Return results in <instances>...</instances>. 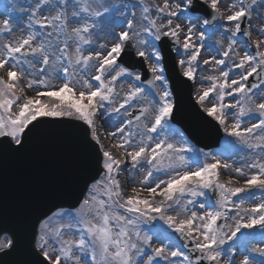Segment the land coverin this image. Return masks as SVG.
<instances>
[{"label":"snow or ice","instance_id":"6c2138e0","mask_svg":"<svg viewBox=\"0 0 264 264\" xmlns=\"http://www.w3.org/2000/svg\"><path fill=\"white\" fill-rule=\"evenodd\" d=\"M38 143L76 188L0 208V264H264V0L3 3L0 159Z\"/></svg>","mask_w":264,"mask_h":264},{"label":"water","instance_id":"95a60500","mask_svg":"<svg viewBox=\"0 0 264 264\" xmlns=\"http://www.w3.org/2000/svg\"><path fill=\"white\" fill-rule=\"evenodd\" d=\"M193 105L191 97L185 94L184 107L176 124L187 135L194 133L189 138L197 146L204 149H207L206 144L216 147L219 141L215 129L200 119ZM73 170L74 159L70 150L55 143H38L33 154L25 159H0V208L15 212L24 199L39 200L42 205L58 203L60 197L57 193L70 184L76 188ZM60 206L66 208L68 203Z\"/></svg>","mask_w":264,"mask_h":264},{"label":"rangeland","instance_id":"374dc122","mask_svg":"<svg viewBox=\"0 0 264 264\" xmlns=\"http://www.w3.org/2000/svg\"><path fill=\"white\" fill-rule=\"evenodd\" d=\"M8 2V0H0V5H2L3 3ZM256 33H253V38H255ZM57 83H59V81H57ZM224 178H227V173L224 174ZM259 195V193H257V196Z\"/></svg>","mask_w":264,"mask_h":264}]
</instances>
